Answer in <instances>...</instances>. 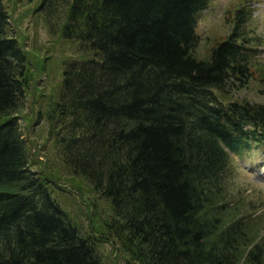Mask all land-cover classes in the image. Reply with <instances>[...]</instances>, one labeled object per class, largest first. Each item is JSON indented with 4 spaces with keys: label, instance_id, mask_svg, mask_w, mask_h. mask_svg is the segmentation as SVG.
<instances>
[{
    "label": "trees",
    "instance_id": "16d2710c",
    "mask_svg": "<svg viewBox=\"0 0 264 264\" xmlns=\"http://www.w3.org/2000/svg\"><path fill=\"white\" fill-rule=\"evenodd\" d=\"M64 2L60 33L80 56L62 72L51 135L69 171L109 202L120 248L135 264H264L250 215L223 217L230 154L264 143V103L216 95L250 76V12L235 10L228 36L198 59L209 0ZM8 19L0 0V264H109L30 168L16 121L27 58Z\"/></svg>",
    "mask_w": 264,
    "mask_h": 264
},
{
    "label": "rangeland",
    "instance_id": "374dc122",
    "mask_svg": "<svg viewBox=\"0 0 264 264\" xmlns=\"http://www.w3.org/2000/svg\"><path fill=\"white\" fill-rule=\"evenodd\" d=\"M46 1V0H45ZM9 28L23 48L26 58V88L17 123L30 152V168L49 178L51 195L78 225L80 232L92 236L100 258L109 264H135L108 230L111 219L109 202L98 196L81 176L72 174L51 135L48 114L57 99L65 64L80 56L78 42L61 36L60 27L67 9L64 0L45 6L42 0H3ZM249 13L242 29L248 46L253 48L246 83H233L216 95L222 103L244 101L264 103V0H209L199 13L195 32L198 42L194 57L208 59L211 49L223 41L232 29L237 9ZM259 43V44H258ZM232 179L226 201V220L246 218L252 234L264 232V143L250 144L232 152ZM235 200V201H234ZM235 204H234V203Z\"/></svg>",
    "mask_w": 264,
    "mask_h": 264
}]
</instances>
